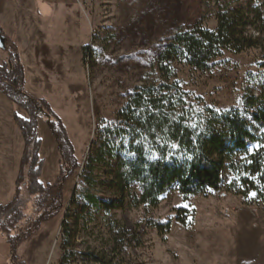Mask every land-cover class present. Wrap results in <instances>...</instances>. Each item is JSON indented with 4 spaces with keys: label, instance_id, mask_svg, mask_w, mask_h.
Masks as SVG:
<instances>
[{
    "label": "rangeland",
    "instance_id": "rangeland-1",
    "mask_svg": "<svg viewBox=\"0 0 264 264\" xmlns=\"http://www.w3.org/2000/svg\"><path fill=\"white\" fill-rule=\"evenodd\" d=\"M44 2L56 11L41 21L46 41L39 66L44 76L34 85L36 97H45L62 118L80 167L64 182L60 210L17 245L16 255L26 264H58L65 213L81 209V205L72 204V198L82 200L86 192L105 199L118 195L112 174L115 158L104 154L102 160L93 161L88 180L83 173L88 160L96 157L100 129L120 122V109L136 86L176 84L184 106L205 114L240 106L244 95H259L264 87L259 63L264 59V48L259 45L241 51L224 49L207 70L171 61L170 71L163 73L157 65L161 47L175 30L197 24L213 29L220 6L249 10L261 4L264 9V0ZM5 7L1 3L4 12ZM261 24L256 21L248 31L257 35L254 26ZM260 30L259 37L264 38V28ZM0 51L2 63L7 62L6 52ZM14 109L25 115L0 92V204L12 196L23 150L20 130L12 119ZM38 131L42 138L39 153L44 159L41 180L51 183L58 173L60 156L43 119H39ZM258 133V140L248 145L250 152L264 145V127ZM243 158L245 155L237 156ZM245 175L225 168L217 189L184 196L174 186L160 195L154 206L137 202L140 188L133 183L121 208L105 210L90 205L86 209L77 223L74 247H104L111 221L131 229L154 218L170 220L171 225L165 232L147 227L137 247V259L143 264H264V200L254 191L244 193L239 177ZM178 215L185 217V223ZM67 222L75 226L72 218ZM6 254L7 245L0 235V264H8Z\"/></svg>",
    "mask_w": 264,
    "mask_h": 264
},
{
    "label": "trees",
    "instance_id": "trees-1",
    "mask_svg": "<svg viewBox=\"0 0 264 264\" xmlns=\"http://www.w3.org/2000/svg\"><path fill=\"white\" fill-rule=\"evenodd\" d=\"M215 18L213 29L197 24L175 30L158 53V69L168 73L170 62L179 61L207 70L215 65L224 49L241 51L257 45L264 48V38L259 37L260 29L264 28L261 4L249 10L225 4L219 7ZM256 21L263 24L254 26L258 34L253 35L248 29ZM0 36L4 40L0 48L8 59L0 64V92L25 112V115L16 109L12 112L13 122L22 136L23 150L12 196L0 204V235L7 245V263L26 264L16 255L17 245L60 210L64 182L76 172L80 162L62 118L45 97L26 91L18 49L1 26ZM259 63L264 79V59ZM182 96L173 83L136 86L120 109V122L100 129L96 157L88 160L83 175L88 180L93 161L102 160L104 154L108 159L115 158L112 174L118 195L105 199L86 192L82 200L72 198V204L81 205V209L65 213L58 264H143L137 259V247L147 227L165 232L170 228V220L148 218L131 229L111 221L104 247L84 250L74 247L77 223L86 209L90 205L105 210L121 208L125 192L133 183L140 188L137 202L154 206L160 195L174 186L184 196L217 189L225 168H229L233 173L246 174L239 177L244 193L254 191L264 200V145L251 152L248 149L264 127V87L259 95H244L240 106L222 112L209 110L207 114L186 108ZM39 119L45 121L60 156L58 173L51 183L41 180L44 159L39 153L42 144ZM238 155L245 158L237 159ZM71 218L74 227L67 222ZM177 219L186 221L184 216L178 215Z\"/></svg>",
    "mask_w": 264,
    "mask_h": 264
},
{
    "label": "crops",
    "instance_id": "crops-1",
    "mask_svg": "<svg viewBox=\"0 0 264 264\" xmlns=\"http://www.w3.org/2000/svg\"><path fill=\"white\" fill-rule=\"evenodd\" d=\"M1 3L6 5L5 12ZM43 3L44 0H0V26L15 43L24 67L25 89L35 96L38 92L34 85L44 76L39 66L42 61L41 47L46 41L40 28L44 16L36 14L37 5ZM3 60L0 51V64Z\"/></svg>",
    "mask_w": 264,
    "mask_h": 264
},
{
    "label": "clouds",
    "instance_id": "clouds-1",
    "mask_svg": "<svg viewBox=\"0 0 264 264\" xmlns=\"http://www.w3.org/2000/svg\"><path fill=\"white\" fill-rule=\"evenodd\" d=\"M56 11L55 7L50 4H38L36 7V14L39 16H50Z\"/></svg>",
    "mask_w": 264,
    "mask_h": 264
},
{
    "label": "water",
    "instance_id": "water-1",
    "mask_svg": "<svg viewBox=\"0 0 264 264\" xmlns=\"http://www.w3.org/2000/svg\"><path fill=\"white\" fill-rule=\"evenodd\" d=\"M4 42L3 37L0 36V45Z\"/></svg>",
    "mask_w": 264,
    "mask_h": 264
},
{
    "label": "snow or ice",
    "instance_id": "snow-or-ice-1",
    "mask_svg": "<svg viewBox=\"0 0 264 264\" xmlns=\"http://www.w3.org/2000/svg\"><path fill=\"white\" fill-rule=\"evenodd\" d=\"M191 157H189V159H190Z\"/></svg>",
    "mask_w": 264,
    "mask_h": 264
}]
</instances>
